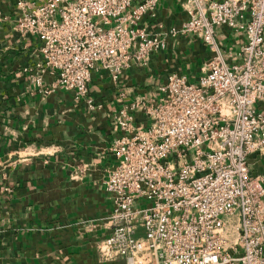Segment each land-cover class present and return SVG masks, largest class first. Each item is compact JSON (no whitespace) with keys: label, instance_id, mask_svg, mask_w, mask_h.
Instances as JSON below:
<instances>
[{"label":"built area","instance_id":"2783aa9c","mask_svg":"<svg viewBox=\"0 0 264 264\" xmlns=\"http://www.w3.org/2000/svg\"><path fill=\"white\" fill-rule=\"evenodd\" d=\"M160 1L18 0L14 29L40 43L24 72L34 87L92 107L93 71L117 81L166 48L141 25ZM176 1L186 20L169 34L201 39L212 56L196 81L169 73L114 114L117 163L104 181L113 208L98 251L126 264H264L263 179L247 162L264 152V0ZM219 27L243 42L222 51Z\"/></svg>","mask_w":264,"mask_h":264},{"label":"crops","instance_id":"0c3cea01","mask_svg":"<svg viewBox=\"0 0 264 264\" xmlns=\"http://www.w3.org/2000/svg\"><path fill=\"white\" fill-rule=\"evenodd\" d=\"M17 1L0 0V264H126L105 259L97 248L109 233L106 218L113 208L104 189L117 163L109 151L120 134L113 116L169 73L196 81L212 52L193 35L169 34L186 14L178 1L162 0L141 25L163 36L166 48L151 53L145 66L123 70L117 81L93 71L89 107L69 91L33 86L24 68L40 60V43L14 29ZM216 40L225 52L243 42L226 27L217 29ZM43 79L48 85L53 76ZM247 162L251 178L263 179L264 187V152L250 154Z\"/></svg>","mask_w":264,"mask_h":264}]
</instances>
